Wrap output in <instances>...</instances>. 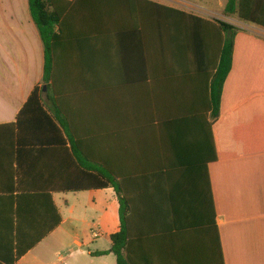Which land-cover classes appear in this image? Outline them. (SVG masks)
<instances>
[{"label":"crops","instance_id":"1","mask_svg":"<svg viewBox=\"0 0 264 264\" xmlns=\"http://www.w3.org/2000/svg\"><path fill=\"white\" fill-rule=\"evenodd\" d=\"M148 1L177 11H129L58 44L55 87L41 96L50 109L56 100L63 138H0V264H117L93 254L111 250L121 198L133 264H264V47L242 45L216 108L220 43L193 18L263 44L264 28L228 15V0ZM43 77L28 0H0V126L17 121ZM74 142L97 174L113 171L121 197L71 190L88 176L74 167Z\"/></svg>","mask_w":264,"mask_h":264},{"label":"trees","instance_id":"2","mask_svg":"<svg viewBox=\"0 0 264 264\" xmlns=\"http://www.w3.org/2000/svg\"><path fill=\"white\" fill-rule=\"evenodd\" d=\"M29 13L33 23L38 28L40 38L44 46V77L41 87H36L28 101L20 111L17 121L12 124L0 126V138L14 140L28 138L30 140L50 141L63 138V121L59 118V107L53 99V108L50 109L44 102L41 94L46 87L49 91L50 84L55 87V73L57 68V46L66 41L67 37L74 36V29L82 27H112L118 17H126L129 11L137 14L142 11L157 13L160 11H177L148 0H28ZM228 15H236L241 21L264 28V0H228L225 8ZM121 14V16H120ZM134 20H140V16H131ZM160 17V16H158ZM202 26L215 27L214 30H201V38L215 37L219 40L218 52L214 54L215 61L219 65L213 76L211 84L213 102L216 108L220 106L222 93L228 76L235 69V60L240 56L242 45L254 43L264 44L247 35L236 26L221 21H206L193 18ZM126 20V19H125ZM80 33V32H78ZM87 36H96L95 34ZM201 57H207L212 51L210 44L202 45ZM216 52V51H215ZM214 72V69L213 71ZM48 96V94H47ZM46 96V97H47ZM219 118L220 111L214 113ZM20 145V144H18ZM21 146V145H20ZM74 167L79 173L87 171L86 180L82 176L75 180L71 190H90L96 188H115L118 195L122 196L121 182L115 177L113 171L107 166L98 170L86 163L87 157L77 142L73 143ZM88 160V159H87ZM82 175V174H81ZM126 204L121 198V229L111 237L112 246L108 252H96L94 256H104L113 253L117 257V264H133L129 256V244L131 241V229L126 220ZM222 257L220 244L218 245Z\"/></svg>","mask_w":264,"mask_h":264},{"label":"built area","instance_id":"3","mask_svg":"<svg viewBox=\"0 0 264 264\" xmlns=\"http://www.w3.org/2000/svg\"><path fill=\"white\" fill-rule=\"evenodd\" d=\"M66 1H73V0H66Z\"/></svg>","mask_w":264,"mask_h":264},{"label":"water","instance_id":"4","mask_svg":"<svg viewBox=\"0 0 264 264\" xmlns=\"http://www.w3.org/2000/svg\"><path fill=\"white\" fill-rule=\"evenodd\" d=\"M44 90H46V87L44 88Z\"/></svg>","mask_w":264,"mask_h":264}]
</instances>
